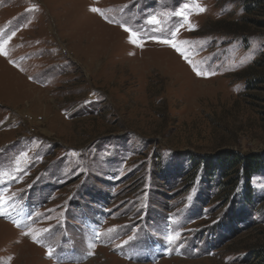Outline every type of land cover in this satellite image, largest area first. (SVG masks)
<instances>
[{
    "label": "rangeland",
    "instance_id": "rangeland-1",
    "mask_svg": "<svg viewBox=\"0 0 264 264\" xmlns=\"http://www.w3.org/2000/svg\"><path fill=\"white\" fill-rule=\"evenodd\" d=\"M260 1L0 0V264L257 259L264 170L201 161L264 151Z\"/></svg>",
    "mask_w": 264,
    "mask_h": 264
},
{
    "label": "trees",
    "instance_id": "trees-1",
    "mask_svg": "<svg viewBox=\"0 0 264 264\" xmlns=\"http://www.w3.org/2000/svg\"><path fill=\"white\" fill-rule=\"evenodd\" d=\"M245 3L246 6L244 5V9L251 12L257 7H262L261 3L263 2L260 0H246ZM252 22L259 23L257 20H253ZM237 26L239 25H234L235 28H237ZM254 64V66L249 68L251 69L250 73L245 76L250 78L253 77L252 81H250L251 84L248 87V90L250 91L256 90L259 85L264 84V74L259 73V68L264 66V58L255 61ZM201 163L210 176H213L215 172H218L222 178H224V181H222L223 186L228 189L230 188V190L237 188L241 181H244V188L246 190L245 197L249 200V197L251 196V179L254 174L264 170V151L246 154L236 150H227L220 154L218 158H215V160L211 161V158H205L202 159ZM246 195L249 197L247 198ZM255 257L257 259L254 260V262L252 261L251 264H264V247L257 249Z\"/></svg>",
    "mask_w": 264,
    "mask_h": 264
},
{
    "label": "snow or ice",
    "instance_id": "snow-or-ice-1",
    "mask_svg": "<svg viewBox=\"0 0 264 264\" xmlns=\"http://www.w3.org/2000/svg\"><path fill=\"white\" fill-rule=\"evenodd\" d=\"M93 11H97V9H93ZM201 11H203V9H201ZM181 15H183V13H181ZM162 43H166V44H170L173 48H176V43L175 41H171V40H163L160 41ZM177 51H179V49H177ZM198 75H201L200 72H197ZM169 240H172L173 238L171 236L168 237Z\"/></svg>",
    "mask_w": 264,
    "mask_h": 264
}]
</instances>
